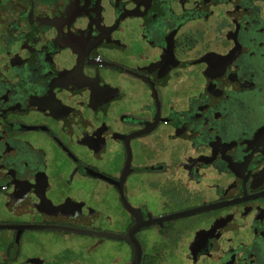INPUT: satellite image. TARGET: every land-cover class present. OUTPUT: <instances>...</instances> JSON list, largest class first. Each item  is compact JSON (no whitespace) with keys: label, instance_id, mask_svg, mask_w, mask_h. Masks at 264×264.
<instances>
[{"label":"flooded vegetation","instance_id":"flooded-vegetation-1","mask_svg":"<svg viewBox=\"0 0 264 264\" xmlns=\"http://www.w3.org/2000/svg\"><path fill=\"white\" fill-rule=\"evenodd\" d=\"M0 264H264V0H0Z\"/></svg>","mask_w":264,"mask_h":264}]
</instances>
